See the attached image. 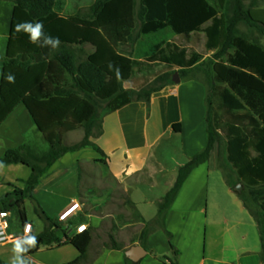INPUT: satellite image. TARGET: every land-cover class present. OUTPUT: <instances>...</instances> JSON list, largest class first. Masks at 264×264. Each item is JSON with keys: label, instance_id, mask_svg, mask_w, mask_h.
<instances>
[{"label": "trees", "instance_id": "obj_1", "mask_svg": "<svg viewBox=\"0 0 264 264\" xmlns=\"http://www.w3.org/2000/svg\"><path fill=\"white\" fill-rule=\"evenodd\" d=\"M13 1L15 6L6 55L0 59V68L2 74H14L15 83H8L1 75L0 126L22 104L49 144V149L39 153L23 145L8 150L0 157L2 165L21 164L32 171L30 178L23 182V189L16 187L14 192L0 200V213L14 211L21 223H26L25 200L34 199L33 192L40 179L67 153L89 147L103 156L97 162L107 164L103 150L92 142V138L103 134L105 116L134 101L150 103L155 93L175 84L173 78L178 73L182 81L196 80L206 86L208 144L179 169L175 185L160 204L159 220H165L191 172L211 159L216 144L223 140L222 129L226 130L228 161L237 170L239 178L248 182V195L240 196L259 226L264 261V48L256 42L236 39L239 23L244 22L264 31V8H246L242 0H229L227 35L222 36L223 30L219 28V35L212 36L217 28L204 26L216 23L218 11L208 0H142L138 12L135 0H96L89 13L83 16L60 13L57 10L58 0ZM136 18L142 21V33L145 35L170 28L174 34L189 38L205 31L208 34V47L221 49L203 63L197 64L199 57L196 56L192 65L186 63L182 54L183 63L180 65L183 68L179 70L174 67L179 65L180 60L174 55L167 57L164 60L167 71L158 76L151 87L131 90L127 92L125 103L114 108H103L100 112V102L109 103L117 99L123 92V83L134 77L137 62L120 52L119 47L134 40L131 35ZM22 21H42L46 35L59 37V48L40 47L31 43L27 34L14 32L13 26ZM86 46L93 49L90 54L85 51ZM160 47L161 44H156L154 50ZM231 50H234L233 58L228 64H223L222 59ZM192 71H202L207 80L189 77ZM219 83L228 84V88L220 92ZM217 98L221 99L227 121L223 120L215 107ZM81 129L84 130V137L80 141L65 143L64 138L68 133ZM173 129L181 132L182 126L180 123L174 124ZM250 146L251 158L248 153ZM229 185L235 188L232 183ZM36 212L46 221L47 228L37 235L39 244L26 256L34 255L43 246L73 245L80 257L67 264L84 263L93 241L92 234L86 231L68 235L38 206ZM149 235L150 228L146 224L140 236L145 249ZM111 241L114 243L113 249H123L114 237H111ZM171 247L177 257L178 250L172 243ZM167 259L170 258H163ZM0 264L6 263L0 260ZM126 264L140 263L127 258Z\"/></svg>", "mask_w": 264, "mask_h": 264}, {"label": "crops", "instance_id": "obj_2", "mask_svg": "<svg viewBox=\"0 0 264 264\" xmlns=\"http://www.w3.org/2000/svg\"><path fill=\"white\" fill-rule=\"evenodd\" d=\"M14 6L13 0H0V59L6 55ZM206 97L202 82L181 80L155 93L150 103L134 101L106 115L103 134L92 138V142L103 150L107 164L97 162L103 156L89 147L57 160L40 179L34 199L24 203L26 223L32 225L33 234L39 235L47 228L36 212L38 206L68 235L80 234L78 229L87 226L84 232L89 231L93 241L82 264H126V251L135 245L143 247L140 236L147 223L150 235L147 248L143 247L147 255L140 264H174L171 259L176 264H264L259 226L244 203L234 196L214 156L191 172L165 220H159L160 204L175 185L179 169L208 144ZM184 102L189 112L186 116L182 113ZM178 123L181 132L173 129ZM166 136L182 142L180 157L172 169L160 146ZM41 138L21 104L0 126V157L23 145L39 153L47 152L49 144L44 139V148L38 147ZM31 174V169L21 164L3 165L0 200L16 187L23 189V182ZM151 191L157 196L150 198ZM142 202L155 207L151 215L141 207ZM76 204L79 207L60 221ZM26 223H21L19 231L9 229L10 234L22 236ZM111 237L123 249H113ZM171 243L179 252L177 257ZM11 249V242L0 245V260L6 264ZM27 257L33 264H67L78 259L80 253L73 245L43 246ZM164 257L170 259L163 260Z\"/></svg>", "mask_w": 264, "mask_h": 264}, {"label": "rangeland", "instance_id": "obj_3", "mask_svg": "<svg viewBox=\"0 0 264 264\" xmlns=\"http://www.w3.org/2000/svg\"><path fill=\"white\" fill-rule=\"evenodd\" d=\"M228 1L229 0H208V2L218 11L217 21H215L216 23L214 25L213 23H209L204 26V28L210 29H212L213 26L217 28L216 32L213 31L212 36L219 35V28L223 30L222 36L227 35L226 19L228 17ZM95 2L96 0H58L57 10L65 15L83 16L89 13L90 7L93 6ZM242 2L246 8H264V0H242ZM141 4L142 0H135L136 12H138V10L140 9ZM142 26V21L136 18L135 29L133 30L131 35L134 37V40H130L125 45L119 47L120 52L132 57L137 62L134 77L132 80L123 83V92L117 97V99L109 103L100 102V112H102L103 108H114L125 103L128 99L127 92L131 90L138 91L143 87H151L155 79L165 73V71H167L164 63V60L167 57L174 55L178 60H180V63H178L179 65H176L174 67L176 70H179L183 68V66L180 65L181 62L183 63L182 54L185 55L186 63L190 62V65H192V62L194 61L196 56L199 57V62L197 64L203 63L206 60L213 58L214 55L221 49L220 47L216 49L208 47V34L205 31L195 33L189 38L174 34L170 28L156 34L145 35L142 33ZM236 39L250 43L256 42L259 44V46L264 48V31H261L256 27H251L244 22L237 25ZM156 44H161L160 49L154 50V46ZM84 49L89 53L92 52L91 47L86 46ZM233 56L234 50H231L224 56L222 61H220L223 64H228L230 58H233ZM193 64H195V62ZM188 76L200 80H207L206 75L202 71H192ZM183 82H186V80H183ZM217 86L219 87L220 92L221 90L228 88V84L219 83L217 84ZM186 105V102H184L182 111L184 116L189 114L187 109L188 107ZM221 105V99L217 98L215 100V107L217 108L223 120L227 121L228 118L227 116H225ZM226 134V130L222 129L223 140L220 143L216 144V148L214 149L211 157L214 156V159L223 170L227 181H229V183H232L235 187L233 190L234 196L237 197L238 200L243 202L241 196L248 195V182L243 178H239L237 170H235L228 161V138ZM83 135L84 130L82 129L74 131L65 137V142L67 143L68 141L77 140ZM45 144L46 142L41 138L38 142V147L40 149H43ZM181 144L182 142L179 140V138L177 140H169L168 136H166V138L163 139L160 143L161 149H163V157L166 161H168L167 165L169 169H172V166L175 163L174 161H176L180 157L179 147L181 146ZM248 153L251 158V146L249 147ZM158 178H160V175L158 176ZM239 185H241V189L240 191H237L239 190ZM148 196H150V198H154L157 196V194L155 191H151ZM120 202L122 203V201ZM140 205L147 212V215H151V213L155 210V207H153L150 203L142 202V204ZM250 205L252 208H254L252 203H250ZM28 211L30 212L29 206ZM113 211L119 212L120 210L113 209ZM10 224L12 232H16L21 229L20 219L14 211L11 213ZM147 226L150 227V223H147ZM137 237L139 238V235Z\"/></svg>", "mask_w": 264, "mask_h": 264}, {"label": "clouds", "instance_id": "obj_4", "mask_svg": "<svg viewBox=\"0 0 264 264\" xmlns=\"http://www.w3.org/2000/svg\"><path fill=\"white\" fill-rule=\"evenodd\" d=\"M44 25L42 21H22L13 26V30L16 33L23 32L28 35L29 41L33 44H39L40 47H48L52 50L58 49L61 41L59 37H53L46 35L43 31ZM42 41V42H41ZM119 74V73H117ZM3 79L8 83H15V76L12 73L0 74ZM3 165L0 164V168ZM81 226V231L84 230ZM12 243V255L9 258L7 264H31V259L26 256L32 249L36 248L39 244L37 235L33 234L32 225H24V233L22 236H16L11 239Z\"/></svg>", "mask_w": 264, "mask_h": 264}, {"label": "built area", "instance_id": "obj_5", "mask_svg": "<svg viewBox=\"0 0 264 264\" xmlns=\"http://www.w3.org/2000/svg\"><path fill=\"white\" fill-rule=\"evenodd\" d=\"M79 207V204L74 205L70 210H68L66 213H64L59 219L60 221H64L67 216L77 209ZM9 213H0V245L9 243L11 239L15 238V236L11 235L9 232L10 229V221H9ZM87 228L84 227V230ZM81 231V227L78 229L79 233L84 232Z\"/></svg>", "mask_w": 264, "mask_h": 264}, {"label": "water", "instance_id": "obj_6", "mask_svg": "<svg viewBox=\"0 0 264 264\" xmlns=\"http://www.w3.org/2000/svg\"><path fill=\"white\" fill-rule=\"evenodd\" d=\"M173 82L175 84H179L181 82V78L179 77V74L176 73L173 78ZM241 189V185H239V190ZM147 255V250H145L140 245H135L129 248L126 251V257L133 261L134 263H139L145 256Z\"/></svg>", "mask_w": 264, "mask_h": 264}]
</instances>
